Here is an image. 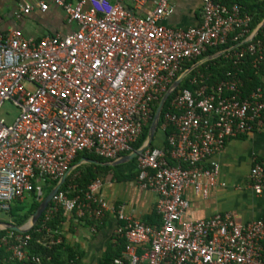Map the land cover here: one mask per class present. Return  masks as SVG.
<instances>
[{"label":"built area","instance_id":"built-area-1","mask_svg":"<svg viewBox=\"0 0 264 264\" xmlns=\"http://www.w3.org/2000/svg\"><path fill=\"white\" fill-rule=\"evenodd\" d=\"M149 1L154 5L144 17L124 6ZM50 4L61 7L76 29L38 39L0 29V109L8 101L19 110L11 124L0 118V211L9 212L35 186L41 193L39 182L59 179L81 152L106 159L133 152L155 103L189 69L187 62L231 40L236 45L222 54L232 70L215 83L203 74L192 77V87L179 89L162 112L158 128H173L167 149L150 145L136 157L139 186L158 196L160 225L110 204L98 193V179L75 197L59 189L44 222L60 207L77 217L115 213L121 222L115 233L125 245L114 264H264V220L238 224L229 212L185 217L187 188L207 194L201 178L209 185L216 180L218 165L207 166V159L263 124V87L245 95L239 66L249 55L256 72L264 70V26L255 34L249 14L216 0H202L201 24L189 28L162 23L173 11L171 0H30L15 15L34 6L46 11ZM250 185L264 192V158L254 163ZM49 236L44 244L61 240ZM31 238L12 230L1 243L10 260L43 264L28 253Z\"/></svg>","mask_w":264,"mask_h":264},{"label":"crops","instance_id":"crops-1","mask_svg":"<svg viewBox=\"0 0 264 264\" xmlns=\"http://www.w3.org/2000/svg\"><path fill=\"white\" fill-rule=\"evenodd\" d=\"M29 1L0 0L2 33L20 29L26 36L38 39L47 34H67L76 29L77 25L69 22L63 9L55 4H50L46 11L34 6L29 14L16 16L15 12ZM171 3L173 11L162 20L164 25L172 28H189L201 24L202 0H171ZM153 5L151 1L141 6L124 3V6L138 17L148 14ZM208 59L210 56L203 60L205 62ZM259 78L264 90V70L259 72ZM153 143V146L164 150L168 147L165 144V132L160 128L154 135ZM131 153H122L114 159L104 158L102 161L83 156L77 163L72 162L70 174L80 166L93 164L92 169L101 182L98 193L110 204L115 207L124 206L127 212L147 223L155 213H158L156 210L158 196L153 190L139 186L136 157H125ZM263 158L264 121L259 130L229 140L221 150L207 159L205 162L207 166L212 163L218 165L216 180L214 184L209 185L206 178H201V183L208 186L207 194L197 192L193 186L187 188L185 196L190 205L185 217L193 220L207 219L217 213L229 212L238 224L264 220V192L257 194L250 185L251 169L256 161ZM87 159L96 160L98 163ZM43 182L46 183V180ZM39 185L41 193L48 186L42 185V181ZM25 199L26 197L23 200ZM64 215L65 219L60 224V234L67 245L76 252L83 253L81 264H99L107 250L115 246L118 239H122L115 233L116 227L121 224L115 213L106 212L102 218L89 215L77 217L74 211L65 212ZM158 215L160 217L159 213ZM7 222L14 223L11 217ZM148 224L160 225L161 217L159 222ZM1 231L5 233L0 236V246L2 237L12 230L0 227ZM0 264H4L1 255Z\"/></svg>","mask_w":264,"mask_h":264},{"label":"trees","instance_id":"trees-1","mask_svg":"<svg viewBox=\"0 0 264 264\" xmlns=\"http://www.w3.org/2000/svg\"><path fill=\"white\" fill-rule=\"evenodd\" d=\"M217 2L226 5L228 8H232L234 5H238L242 14H249L252 17L250 22L249 28L250 30H254L264 19V0H216ZM238 32V31H236ZM236 32L233 35L236 34ZM261 34L259 33L258 37ZM236 42L229 41L225 45H221L215 48H208L202 55H200L196 59H191L187 62L185 68H190L194 64L198 63L199 61L203 60L206 57H211L231 46H235ZM245 46V45H243ZM233 64L232 61L226 57V54L219 55L214 58H210L203 62L202 64L195 67L189 75L184 79V81L180 84L179 88L175 90L174 93L171 94L169 99L167 100L164 111H167L170 101L174 98L176 93L179 89L184 87L191 88L192 85L190 84V79L198 74H203L208 78L209 83H215L220 79L225 77L227 71L232 70ZM242 69L240 76L244 82V94L250 93L253 89L257 86L261 85L259 72H256V69L253 68L251 65V56H246L243 59L242 64L239 66ZM262 86V85H261ZM159 101H157L154 105L153 111L155 112ZM153 112V115H154ZM163 115V114H162ZM163 122V117L160 120L159 126ZM151 125V121L149 124L144 127V130L139 137V139L133 144V149H137L143 145L145 142L149 128ZM173 131L172 127H169L165 131V135L170 134ZM152 144H154L152 142ZM151 144V146H153ZM167 141H166V143ZM88 157L94 158L98 160H105L103 157H100L93 153L88 152H81L79 153L73 161V164L77 163L81 157ZM172 164H176L175 161L170 160ZM93 164L83 165L78 167L74 172H72L68 178L66 179L65 183L61 186V191H68V196L75 197L77 195H82L83 191L87 189V187L98 178L97 173L92 169ZM58 179L55 180H48L46 179L47 188L44 192L39 193L38 187L35 186L33 191L28 194V199L22 201H16L15 207L11 206L10 214L12 221L21 226L25 224L29 218L33 215V213L37 210L38 206L40 205L41 201L44 197L49 193V191L57 184ZM24 204L25 202H27ZM51 205L47 208H49ZM46 208V209H47ZM45 212V211H44ZM41 215L37 223L34 227L29 230V234L31 235L30 244L28 247V253L31 256H39L42 259L43 264H81V258L83 253L79 251H75L74 248L67 245L61 234H60V224L65 219V210L64 208L60 207V209L54 214V216L44 222L45 213ZM160 217L158 213H155L151 219L147 221V223H155L159 222ZM49 232L54 235V239L57 240L61 238L59 242H55L53 244H44L47 241L49 243ZM5 231L0 232V236L4 234ZM125 245L124 239H118L115 246H112L110 249L107 250L104 257L101 259L99 264H114V259L118 257ZM0 255L2 256L4 264H34L31 260H10V252L6 250L5 247L2 245L0 246Z\"/></svg>","mask_w":264,"mask_h":264},{"label":"water","instance_id":"water-1","mask_svg":"<svg viewBox=\"0 0 264 264\" xmlns=\"http://www.w3.org/2000/svg\"><path fill=\"white\" fill-rule=\"evenodd\" d=\"M264 26V19L262 22L255 28V34L259 32V30ZM223 51L215 54L214 56H211L212 58L217 57L221 55ZM210 57V58H211ZM204 60L199 61L198 63L194 64L192 67H190L188 70H186L177 80L174 81V83L170 86V88L165 92V94L160 99L158 106L154 112V116L149 128V132L147 135V138L143 145L137 149H135L131 154L125 156L126 158H134L137 157L138 154H140L146 147L150 146L153 142L154 135L158 129V125L161 119L162 112L164 110L165 104L171 94L179 87L180 83L183 81L184 77L188 75L195 67L200 65ZM88 161L98 163V161L93 159H87ZM71 170H68L61 178L58 180L57 184L50 190V192L44 197V199L41 201L40 205L38 206L37 210L33 213L31 218L28 220L27 223H25L22 226H18L11 222H0V227L2 229H10L16 232L20 233H26L31 230L34 225L37 223L43 212L46 210V208L49 206V204L52 201L53 196L59 191L61 186L65 183L68 175L70 174Z\"/></svg>","mask_w":264,"mask_h":264},{"label":"rangeland","instance_id":"rangeland-1","mask_svg":"<svg viewBox=\"0 0 264 264\" xmlns=\"http://www.w3.org/2000/svg\"><path fill=\"white\" fill-rule=\"evenodd\" d=\"M19 110L18 108L11 102H5L1 109H0V118L4 119L7 124L13 123L15 118L18 116ZM42 185H47L45 182L42 181ZM28 199V194L25 196ZM26 199V200H27ZM28 203L25 202L24 204ZM16 201L12 204L13 207H15ZM11 214L10 212H4L0 211V221L1 222H7L10 220Z\"/></svg>","mask_w":264,"mask_h":264}]
</instances>
